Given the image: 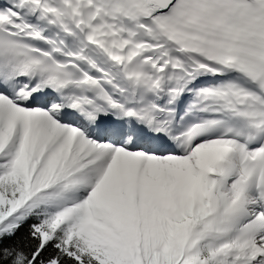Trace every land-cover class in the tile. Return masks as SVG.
<instances>
[{"label": "snow or ice", "instance_id": "obj_1", "mask_svg": "<svg viewBox=\"0 0 264 264\" xmlns=\"http://www.w3.org/2000/svg\"><path fill=\"white\" fill-rule=\"evenodd\" d=\"M0 264H264V0H0Z\"/></svg>", "mask_w": 264, "mask_h": 264}]
</instances>
